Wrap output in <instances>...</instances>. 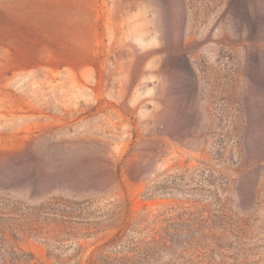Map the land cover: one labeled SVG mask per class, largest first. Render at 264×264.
I'll return each instance as SVG.
<instances>
[{
  "label": "rangeland",
  "instance_id": "1",
  "mask_svg": "<svg viewBox=\"0 0 264 264\" xmlns=\"http://www.w3.org/2000/svg\"><path fill=\"white\" fill-rule=\"evenodd\" d=\"M264 264V0H0V264Z\"/></svg>",
  "mask_w": 264,
  "mask_h": 264
},
{
  "label": "trees",
  "instance_id": "2",
  "mask_svg": "<svg viewBox=\"0 0 264 264\" xmlns=\"http://www.w3.org/2000/svg\"><path fill=\"white\" fill-rule=\"evenodd\" d=\"M14 264H21L19 261H16V262H14ZM24 264H30L29 262L27 263H24Z\"/></svg>",
  "mask_w": 264,
  "mask_h": 264
}]
</instances>
